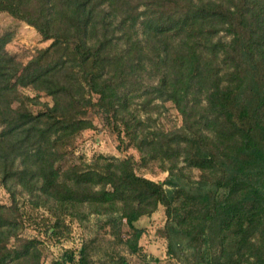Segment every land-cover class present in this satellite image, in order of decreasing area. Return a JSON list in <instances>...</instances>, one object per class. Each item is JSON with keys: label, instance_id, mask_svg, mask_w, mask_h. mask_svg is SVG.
<instances>
[{"label": "trees", "instance_id": "1", "mask_svg": "<svg viewBox=\"0 0 264 264\" xmlns=\"http://www.w3.org/2000/svg\"><path fill=\"white\" fill-rule=\"evenodd\" d=\"M2 12L52 42L24 65L6 49L11 34L0 36V183L14 202L0 204V264H42L36 241L20 237L18 192L57 220L83 208L119 214L130 237L116 217L113 234L133 253L136 223L163 206L171 257L264 264V0H0ZM24 88L53 105L33 111L41 102ZM136 99L144 110L172 103L182 127L151 129ZM91 112L113 120L144 159L169 163L174 189L138 175L133 158L61 170L94 128ZM68 259L91 264L86 247Z\"/></svg>", "mask_w": 264, "mask_h": 264}, {"label": "rangeland", "instance_id": "2", "mask_svg": "<svg viewBox=\"0 0 264 264\" xmlns=\"http://www.w3.org/2000/svg\"><path fill=\"white\" fill-rule=\"evenodd\" d=\"M11 34L7 51L22 63L27 64L39 50L50 46L52 41H45L40 33L27 23L20 21L7 12L0 13V36ZM21 91L31 97H38L39 106L30 108L37 112L45 104L53 105L52 98L30 88ZM141 99H136L133 108L147 122L150 118L151 129L165 132L175 131L182 127V117L172 103L155 101L147 110L141 107ZM94 128L83 131L77 138L74 149L65 160L58 163L61 170L73 165L91 166L101 157L108 159L133 158L138 175L158 183H165V189L171 191L173 186L166 184L171 179L167 170L169 163L159 159H144L139 150L124 132H119L109 121L106 114L91 112L88 116ZM180 167H185L184 163ZM193 181L199 180L200 172H188ZM182 183L183 177L173 179ZM16 203L20 208L23 226L20 237L35 240L42 251V264H73L68 255L73 252L76 260L79 253L86 247L89 251L91 264H121L113 256L125 259V264H189L185 259L173 258L168 254V240L164 235L167 224L166 210L163 206L150 216L141 218L136 227L141 230L142 237L138 242L139 252L133 253L126 244L117 243L114 236L112 218H118L122 238L130 237V227L119 219V214L99 213L90 208H83L78 216L62 215L59 220L46 208L35 209L29 203V196L18 192ZM0 204L11 207L14 202L10 194L0 183ZM14 240L12 241V243ZM113 255V256H112Z\"/></svg>", "mask_w": 264, "mask_h": 264}]
</instances>
